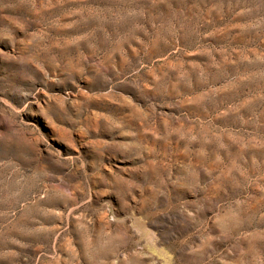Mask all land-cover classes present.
<instances>
[{
  "label": "rangeland",
  "instance_id": "374dc122",
  "mask_svg": "<svg viewBox=\"0 0 264 264\" xmlns=\"http://www.w3.org/2000/svg\"><path fill=\"white\" fill-rule=\"evenodd\" d=\"M0 264H264V0H0Z\"/></svg>",
  "mask_w": 264,
  "mask_h": 264
}]
</instances>
